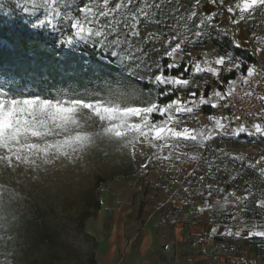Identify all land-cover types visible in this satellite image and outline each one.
<instances>
[{"label":"snow or ice","instance_id":"1","mask_svg":"<svg viewBox=\"0 0 264 264\" xmlns=\"http://www.w3.org/2000/svg\"><path fill=\"white\" fill-rule=\"evenodd\" d=\"M67 3V0H64ZM110 0H102V5L96 0H85L79 6L77 12L80 15L65 14V20L69 24L68 34H64L62 39L70 44L74 38L94 39L101 46L109 47L112 54L122 57L125 61H135V57L129 53L123 55L122 48L128 43V36L138 37L141 17L147 19L150 12L145 8H139L135 11L129 10L133 0H118L114 7H109ZM58 0H31V6L23 7L25 13L36 14L40 9H44L34 26H54L60 21L57 17L61 14L58 7ZM210 6V7H209ZM203 9V10H202ZM264 10V0H237L229 4L226 0H193V6L188 10L184 20L183 28L191 32V37L183 35V32L177 30L176 34L171 35L164 41V57L170 60V63L162 64L159 61L154 62L156 72L149 75L148 81L156 87H164V91L159 93V98L171 95L179 89L186 88L192 82L185 78L183 72L178 75L166 74L183 67V71L192 70L194 74L208 73L216 78L218 84L225 86V81L221 79L222 73H238V75L226 82L225 90L219 88L211 89L210 85L204 87L209 90L201 92V86L196 85L195 90L189 92V98L184 100L177 95L175 98L160 103L159 99L148 103L146 106H125L119 103H105L102 99H51L41 96H11L0 89V167L15 171L21 165L31 171L39 167L37 159H40L44 165L51 161L48 157L56 154L58 157H64L74 161L73 157L78 152L85 151L95 143L97 137H106L114 143L120 144L125 149H130L133 157L136 154V145L145 143L152 149H155L156 161H166L172 159V154L179 147L181 141L195 142L205 144L217 136H240L262 135L264 136V116H260V121L253 123L251 128L246 123L241 122V117H225L210 115L211 127L189 128L184 126L178 128L181 123L180 117L190 115L200 110L204 105L213 108L231 107L230 99L237 92L238 85L247 86L246 96L253 95L251 91L253 78L264 69H257L253 65H245L234 54L224 51L215 54L212 58L201 55L199 58H192L184 61L182 55L185 51L186 43H192L193 39H201L205 35V28L219 29V20L222 12H226L231 18L232 25L236 26L240 32L241 40H231V45L239 49L246 47L242 44L244 34L242 31L243 23L252 18L254 14ZM119 13L124 16L125 39H120V32L109 22L107 26H101V17H112ZM194 23L195 31L188 27V22ZM115 33V38H111ZM221 34H226L221 33ZM183 36V38H181ZM158 35L149 34L143 38L144 43L156 41ZM261 45H264V36L256 37ZM136 52L144 53L143 48H137ZM258 53H264V47L257 50ZM146 55V53H145ZM256 55V53H253ZM150 69L153 65H147ZM243 69V71H242ZM145 77L141 76L140 79ZM171 86V87H169ZM199 93V95H198ZM114 95H124L127 93ZM264 103V96L259 97ZM78 109L91 111L101 122H106L99 131H90L81 126L77 117ZM160 116L161 119H153L154 116ZM239 122V123H237ZM233 123L237 126L232 127ZM164 149H168L167 155H164ZM191 159H196L193 155ZM233 159L241 160L243 158L236 156ZM176 159H180L179 155ZM264 161V156L256 160L255 163H248L249 168H256ZM146 166V165H145ZM261 176H264V167L258 169ZM19 183V182H17ZM207 196L212 197V185H208ZM203 196V193H201ZM251 191H245L243 195L237 196L235 191L229 192L223 198V203L217 200L215 205L210 200H204L199 212H207L215 207H227L233 204L229 197L235 198V203L242 204L253 197ZM20 198V189L16 184L10 182L0 183V232L6 235L0 236V242L5 244L14 242L15 236L8 234L12 232L15 226V215L9 210L12 205ZM257 207L264 208V199L256 201ZM235 219V217H232ZM246 228L232 231L227 229L218 230L215 226H209L208 231L212 235H228L241 237L259 236L264 238V230H254ZM4 257L0 264H12V257L15 256V249L6 250L0 253Z\"/></svg>","mask_w":264,"mask_h":264},{"label":"rangeland","instance_id":"2","mask_svg":"<svg viewBox=\"0 0 264 264\" xmlns=\"http://www.w3.org/2000/svg\"><path fill=\"white\" fill-rule=\"evenodd\" d=\"M84 2L85 0H67L65 3L64 0H58L61 14L57 20L65 19V14L80 15L77 9ZM96 2L102 5V0ZM116 2L118 0H110L109 7H114ZM226 2L234 5L237 0H226ZM146 5L148 7L145 10L150 12V16L147 19L141 17L139 36L144 38L152 34L158 35L159 39L142 45L134 42L132 40L134 37L128 36V43L123 46L122 53L123 55L131 53L135 61H125L122 57L113 55L109 47L101 46L94 39H78L109 52L121 69L148 80L147 77L156 72L154 62L159 61L162 64L171 62L163 58L164 41L176 34L177 30L191 37V32L182 27L184 20L181 18L187 16L188 10L193 6V0H133L129 10L135 11L145 8ZM25 6L30 7L31 0H0L1 13L25 15L35 24L43 15L44 9L31 14L23 11ZM229 20L228 14L222 12L219 20L216 21L219 24L218 30L205 28V35L201 39L192 38V43H186L183 60H189V56L199 58L201 55L212 58L215 54L224 52L214 45L213 40L218 39L225 44L223 40L234 33ZM109 22L120 32V39H125L128 30L124 28V16L116 13L112 17L100 18L101 26H107ZM194 23L198 21L188 22V27L192 31L196 30ZM242 31L243 43L264 47L258 39H252L254 34L256 37L264 36V10L257 11L252 18L246 20L242 25ZM225 32L226 34H221ZM111 38H115V33ZM137 48H143L144 53L136 52ZM230 48L233 47L229 46ZM230 54H234L245 65H252L253 59L248 52L234 48ZM147 65L153 67L150 69ZM181 72L192 83L186 88L177 90L178 94L193 91L196 85H200L201 92L205 93L209 90L204 87L205 85L223 91L226 82L238 75V73H222L221 79L225 81V86H222L211 74H194L192 70L184 72L183 67L177 73L171 71L166 74L178 75ZM187 96L186 99L189 98V93ZM222 113L226 116L224 107L213 109L209 105H204L194 113L193 118L198 121L200 114L206 116L207 124L204 127H211L209 116H221ZM191 116L190 114L184 117H189L185 118L189 121L193 119ZM77 117L81 126L90 131H99L106 124L86 109H78ZM182 117L180 120L183 119ZM244 142L245 147L248 148V152L244 153L245 156H253L257 153L264 155V146L259 142L252 144L250 140ZM210 148V145L204 148L206 156ZM254 149L256 151L251 154L250 151ZM155 151L147 143L137 144L136 154L133 157L130 149H125L120 144L101 136L97 137L95 143L85 151L76 153L73 157L75 162L52 154L48 157L51 161L48 165L37 159L39 167L35 170L29 171L25 165H21L14 172L0 167V183L10 182L20 189V198L9 210L16 219L12 232L8 234L14 235L15 240L7 244L0 242V253L15 249V256L10 258L12 264H92L91 254H94L96 264H101L108 239L120 218L124 224L123 233L126 239L128 235L139 230V222L136 226L129 225V222L137 215L139 204L145 196L146 185L153 182L149 173H158L159 162L156 158L152 159V156L156 157ZM168 152V149H164L163 154L167 155ZM97 176L109 179L99 188H94ZM92 189L100 194L102 206L98 212L84 221V228L81 229L78 227L81 213L86 208L87 197ZM3 235L6 233L0 232V236ZM3 259L4 257L0 255V261Z\"/></svg>","mask_w":264,"mask_h":264},{"label":"crops","instance_id":"3","mask_svg":"<svg viewBox=\"0 0 264 264\" xmlns=\"http://www.w3.org/2000/svg\"><path fill=\"white\" fill-rule=\"evenodd\" d=\"M229 23L234 33L225 39L240 40L231 18ZM242 44L246 47L239 49L251 55L252 65L257 69L264 67V53L257 52L261 47ZM229 46H232L231 43ZM233 49H228V52ZM187 93L177 95L187 100ZM194 113L191 114L192 118ZM184 116L177 127L200 128L207 124L206 116L201 114L198 121L194 118L188 121L185 118L189 117ZM252 124L247 126L251 128ZM245 140H250L251 144L259 142L264 146V136L259 134H242L238 137L221 135L205 144L181 141L172 159L160 161L157 174L149 173L153 182L146 185L137 215L129 222L131 226L139 222V230L126 239L120 218L108 239L101 264H264V238L212 235L208 231L209 226H215L221 231H237L245 229L246 225L247 228L255 226L254 230H264V208L256 204L257 200L264 199V176L258 171L264 167V161L256 168L247 166L264 155L257 153L245 156L244 153L248 152ZM207 145L211 147L208 156L204 150ZM177 155L180 157L178 160ZM193 155L196 156L194 160L190 158ZM236 156L242 157L243 162L232 158ZM155 158L152 156V159ZM208 185H212L211 198L207 196ZM246 190L254 195L245 203H235V198L229 197L235 206H217L204 213L198 211L204 200H210L215 205L217 200L223 203V198L229 192L235 191L240 196ZM166 245L169 247L165 248Z\"/></svg>","mask_w":264,"mask_h":264},{"label":"trees","instance_id":"4","mask_svg":"<svg viewBox=\"0 0 264 264\" xmlns=\"http://www.w3.org/2000/svg\"><path fill=\"white\" fill-rule=\"evenodd\" d=\"M54 26H34L29 17L18 13L0 12V89L11 96H41L51 99H102L105 103L125 106H146L159 99L160 103L175 98L177 92L159 98L164 87H156L146 79L121 69L109 53L74 38L70 44L63 41L68 34V22L62 18ZM134 42L145 45L141 36ZM225 44L215 40L223 51ZM179 70H174L177 73ZM171 87V86H169ZM127 93L124 95H114ZM153 119H161L154 116ZM109 178L97 176L94 188ZM86 208L81 213L79 228L84 221L101 209V196L90 191ZM263 240V239H262ZM264 241V240H263ZM90 261L96 264L94 254Z\"/></svg>","mask_w":264,"mask_h":264},{"label":"built area","instance_id":"5","mask_svg":"<svg viewBox=\"0 0 264 264\" xmlns=\"http://www.w3.org/2000/svg\"><path fill=\"white\" fill-rule=\"evenodd\" d=\"M258 69H264V67L260 66ZM246 91H248L247 86L238 85L237 92L230 99L231 107H224L225 113L230 118L241 117V122L246 124L261 122L260 116H264V103L260 101L259 97L264 96V70L253 78L251 88L253 95L246 96ZM237 123H233L231 126L235 127ZM219 142L222 143V140ZM168 247L169 245L165 246V248Z\"/></svg>","mask_w":264,"mask_h":264}]
</instances>
